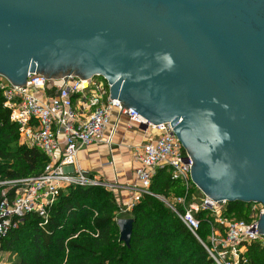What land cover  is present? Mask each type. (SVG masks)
Wrapping results in <instances>:
<instances>
[{"label": "water", "instance_id": "95a60500", "mask_svg": "<svg viewBox=\"0 0 264 264\" xmlns=\"http://www.w3.org/2000/svg\"><path fill=\"white\" fill-rule=\"evenodd\" d=\"M29 73L104 78L170 123L206 197L264 206V0H0V76ZM117 225L128 246L132 219Z\"/></svg>", "mask_w": 264, "mask_h": 264}, {"label": "built area", "instance_id": "2783aa9c", "mask_svg": "<svg viewBox=\"0 0 264 264\" xmlns=\"http://www.w3.org/2000/svg\"><path fill=\"white\" fill-rule=\"evenodd\" d=\"M109 89L110 85L100 76L83 79L70 73L48 79L29 73L26 83L20 86L0 76L3 106L9 110L11 122L17 124L19 144L38 149L48 159L40 176L0 180V238L29 213L41 217L45 225L48 208L68 187L109 190V184L78 168L76 158L80 150L91 145L110 144L104 132L116 111L130 127L146 124L145 131L150 132L148 140L133 151V159L139 164L135 170L138 184L127 188L133 194L127 207L131 209L144 195L156 197L180 219L214 264H247L251 244L264 249V234L257 232L264 206L251 204L247 220L226 216L228 202L212 201L192 183V159L170 123H147L134 110L112 100ZM161 168L181 185L183 195L165 198L150 191L152 179ZM201 212L207 213L206 219L210 221L205 242L198 235L200 221L196 215Z\"/></svg>", "mask_w": 264, "mask_h": 264}, {"label": "trees", "instance_id": "16d2710c", "mask_svg": "<svg viewBox=\"0 0 264 264\" xmlns=\"http://www.w3.org/2000/svg\"><path fill=\"white\" fill-rule=\"evenodd\" d=\"M48 159L36 148L19 144L17 124L3 106L0 90V180L40 176ZM150 191L176 197L184 191L165 168L158 169ZM226 216L247 220L251 204L228 203ZM121 206L102 187H68L47 210V223L29 213L0 238V252L11 264H214L180 219L158 198L144 195L127 214L132 219L130 243L120 241ZM199 237L209 233L207 213L196 215ZM247 264H264V249L251 244ZM1 264V263H0Z\"/></svg>", "mask_w": 264, "mask_h": 264}, {"label": "crops", "instance_id": "0c3cea01", "mask_svg": "<svg viewBox=\"0 0 264 264\" xmlns=\"http://www.w3.org/2000/svg\"><path fill=\"white\" fill-rule=\"evenodd\" d=\"M115 128V132H113ZM150 132L139 126H129L125 117L114 111L104 138L110 144L91 145L77 154L76 165L82 171L100 178L109 184V190L118 200V205L128 206L133 196L128 186L138 184L135 170L139 164L133 159L134 148L146 142Z\"/></svg>", "mask_w": 264, "mask_h": 264}, {"label": "rangeland", "instance_id": "374dc122", "mask_svg": "<svg viewBox=\"0 0 264 264\" xmlns=\"http://www.w3.org/2000/svg\"><path fill=\"white\" fill-rule=\"evenodd\" d=\"M131 211L127 206L122 207L120 218H128L127 214ZM16 258L13 255L0 252V263L11 264L15 262Z\"/></svg>", "mask_w": 264, "mask_h": 264}]
</instances>
